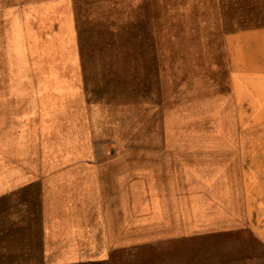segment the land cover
Wrapping results in <instances>:
<instances>
[{"label":"rangeland","instance_id":"rangeland-1","mask_svg":"<svg viewBox=\"0 0 264 264\" xmlns=\"http://www.w3.org/2000/svg\"><path fill=\"white\" fill-rule=\"evenodd\" d=\"M25 175L142 225L78 264H264V0H0V181Z\"/></svg>","mask_w":264,"mask_h":264},{"label":"crops","instance_id":"crops-1","mask_svg":"<svg viewBox=\"0 0 264 264\" xmlns=\"http://www.w3.org/2000/svg\"><path fill=\"white\" fill-rule=\"evenodd\" d=\"M24 177L0 181V264L109 262L114 252L144 237L136 231L142 225L132 226L126 211H52L55 206L49 200L60 199L61 188Z\"/></svg>","mask_w":264,"mask_h":264}]
</instances>
